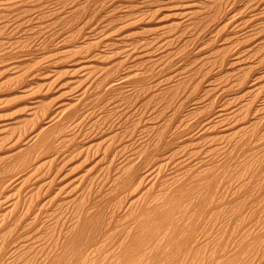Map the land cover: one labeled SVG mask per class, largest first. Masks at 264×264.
<instances>
[{"label": "rangeland", "instance_id": "obj_1", "mask_svg": "<svg viewBox=\"0 0 264 264\" xmlns=\"http://www.w3.org/2000/svg\"><path fill=\"white\" fill-rule=\"evenodd\" d=\"M0 264H264V0H0Z\"/></svg>", "mask_w": 264, "mask_h": 264}]
</instances>
